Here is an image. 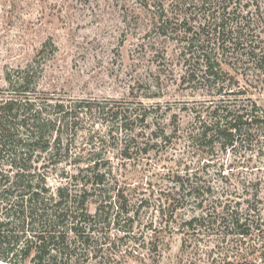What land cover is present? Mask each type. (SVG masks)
<instances>
[{
    "label": "rangeland",
    "instance_id": "374dc122",
    "mask_svg": "<svg viewBox=\"0 0 264 264\" xmlns=\"http://www.w3.org/2000/svg\"><path fill=\"white\" fill-rule=\"evenodd\" d=\"M160 1L0 0V97L36 101L48 118L61 115L57 103L72 113V127H61L59 155L34 152L35 179L50 188L45 200L53 201L46 205L80 195L91 173L86 166L97 158L105 193L113 200L119 195L131 213L138 212L129 235L113 229L105 264H176L185 234L177 225L160 232L158 206L167 205L173 174L186 173V166L231 205H249L246 199L256 190L252 183L262 181L264 187V141L257 135L228 148L218 142L211 148L193 144L196 113L219 95L184 80L180 45L158 28L154 7ZM226 67L235 83H248L253 74L241 66ZM24 74L29 82L21 85L17 78ZM248 96L264 107L259 91L224 97L247 101ZM122 114L128 116L127 128L120 126ZM133 133L139 134L136 139ZM59 134L53 130L51 140ZM4 161L0 165L12 174ZM59 186L68 189L60 194ZM260 193L256 205H264V188ZM95 198L89 195L91 211L98 205ZM193 205L185 202L178 211L187 215Z\"/></svg>",
    "mask_w": 264,
    "mask_h": 264
},
{
    "label": "trees",
    "instance_id": "16d2710c",
    "mask_svg": "<svg viewBox=\"0 0 264 264\" xmlns=\"http://www.w3.org/2000/svg\"><path fill=\"white\" fill-rule=\"evenodd\" d=\"M154 8L159 30L180 45L184 80L219 95L196 113L200 120L191 137L193 144L235 147L243 140L253 141L255 135L263 142L264 107L250 96L247 101L224 96L264 93V0H171L168 4L161 0ZM233 65L253 71L248 83L234 82L226 67ZM17 81L27 84L28 76ZM35 105L36 101L17 96L0 97V159L13 168L11 174V169L6 172L0 165V196L6 203H0V264H105L109 253L105 244L112 243L113 229L129 235L138 212L131 213L128 201L119 195L113 200L105 193V173L99 170L97 158L86 166L91 173L80 195L69 199L68 194L46 205L53 201L45 200L50 188L35 179L34 152L38 148L59 155L61 127L69 130L73 122L62 103L56 104L61 113L57 118L44 117ZM136 116L144 120L147 114ZM127 117L118 115L123 128L128 127ZM53 130L60 131L54 142ZM133 135L136 139L139 134ZM186 168L184 174H173L174 184L165 193L167 205L158 206L160 232L177 225L185 234L176 264H264V205L254 203L264 188L262 181L252 183L256 190L254 198L246 199L249 205H231L230 199L214 195L219 192L214 185ZM65 189L59 186L58 192ZM89 195H96L94 211L88 206ZM189 201L196 204L192 212L178 211Z\"/></svg>",
    "mask_w": 264,
    "mask_h": 264
}]
</instances>
